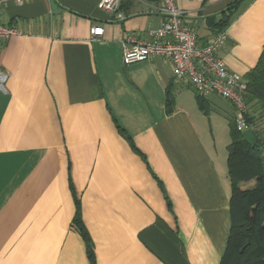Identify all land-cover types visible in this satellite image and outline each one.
Wrapping results in <instances>:
<instances>
[{"label": "crops", "instance_id": "1", "mask_svg": "<svg viewBox=\"0 0 264 264\" xmlns=\"http://www.w3.org/2000/svg\"><path fill=\"white\" fill-rule=\"evenodd\" d=\"M99 1L0 9L19 30L0 41V264H220L232 186L208 123L222 110L211 94L203 111L168 57L124 63L127 40L163 22L160 0H121L123 19ZM236 1L175 0L200 44ZM225 30L220 56L245 77L264 49V0H242Z\"/></svg>", "mask_w": 264, "mask_h": 264}, {"label": "built area", "instance_id": "2", "mask_svg": "<svg viewBox=\"0 0 264 264\" xmlns=\"http://www.w3.org/2000/svg\"><path fill=\"white\" fill-rule=\"evenodd\" d=\"M17 3L26 0H0V9L8 2ZM160 11L164 15L161 25L150 32V39L139 40L130 37L124 44L123 61L125 64L148 60L151 56L168 57L173 64L174 77L188 81L200 95L216 94L227 99L235 111L237 128L244 131L248 128V106L245 102L247 82L241 74L229 70L220 56V49L227 40V31L215 34L206 44H200L197 35L186 25L183 11L175 0H160ZM121 0H100V9L119 12ZM19 30L0 22V41H5ZM101 26H92V37L103 35ZM2 50L0 49V61ZM8 79V74L0 67V89Z\"/></svg>", "mask_w": 264, "mask_h": 264}, {"label": "trees", "instance_id": "3", "mask_svg": "<svg viewBox=\"0 0 264 264\" xmlns=\"http://www.w3.org/2000/svg\"><path fill=\"white\" fill-rule=\"evenodd\" d=\"M242 0L229 5L228 16H223L218 32L225 30ZM218 26V24H217ZM217 32V33H218ZM245 102L247 121L253 128L257 143L251 145L230 117L231 144L228 148L227 166L232 191L230 198L231 229L225 253L220 264H264V49L257 65L246 74ZM200 108L208 112L206 97L196 94ZM174 97L168 92L166 105L171 111ZM254 181L253 185L243 183ZM75 222L80 225V202L76 199ZM88 251L93 253L88 242Z\"/></svg>", "mask_w": 264, "mask_h": 264}, {"label": "rangeland", "instance_id": "4", "mask_svg": "<svg viewBox=\"0 0 264 264\" xmlns=\"http://www.w3.org/2000/svg\"><path fill=\"white\" fill-rule=\"evenodd\" d=\"M212 102L214 101L216 105L220 107L222 110V114L220 115V111L215 112L217 114H213L212 119L208 123L209 129L212 130V133L215 137L218 154L223 158L228 156V148L231 144V136H230V117L234 116L235 111L232 104L225 98L213 94L211 96ZM210 113V112H209ZM212 114V113H211ZM219 114V115H218ZM262 128L264 129V123H262ZM264 135V133H263ZM221 158V157H220ZM254 181H248L243 183L244 185H253Z\"/></svg>", "mask_w": 264, "mask_h": 264}, {"label": "water", "instance_id": "5", "mask_svg": "<svg viewBox=\"0 0 264 264\" xmlns=\"http://www.w3.org/2000/svg\"><path fill=\"white\" fill-rule=\"evenodd\" d=\"M53 8H56L55 3H53ZM242 134L246 141L249 142L251 145H255L257 143L253 128H248L244 130Z\"/></svg>", "mask_w": 264, "mask_h": 264}]
</instances>
